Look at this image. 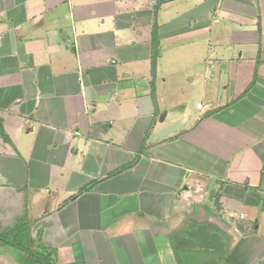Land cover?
I'll list each match as a JSON object with an SVG mask.
<instances>
[{"label": "crops", "instance_id": "obj_1", "mask_svg": "<svg viewBox=\"0 0 264 264\" xmlns=\"http://www.w3.org/2000/svg\"><path fill=\"white\" fill-rule=\"evenodd\" d=\"M0 127L53 264H264V0H0Z\"/></svg>", "mask_w": 264, "mask_h": 264}, {"label": "trees", "instance_id": "obj_2", "mask_svg": "<svg viewBox=\"0 0 264 264\" xmlns=\"http://www.w3.org/2000/svg\"><path fill=\"white\" fill-rule=\"evenodd\" d=\"M156 36H157V27L156 25L153 26V30H152V42H155L156 40ZM0 137L2 138V140L5 142V143H10L9 139L4 135V132L2 131L1 127H0ZM134 163L130 164L128 167H131ZM127 167V168H128ZM96 182H92L90 184H88L87 186L81 188L79 191H78V194L77 195H80L88 190H90L94 185H95ZM219 192L217 193L216 195V198L219 196ZM20 227H18L19 229ZM18 235H15L11 238H7L6 236H0V243L2 244H5V245H8V246H11V247H14L16 249H19V250H22L24 252H26L33 260V263L35 262L36 264H38V258L36 257L35 253L36 252H33L32 251V247H33V244L32 242L30 241V238L28 235V228H23L21 230H18L17 231ZM19 234H23L24 235V238L19 235ZM40 237V236H38ZM23 245V246H22ZM214 246L215 244L212 243V245H208V250H214ZM218 247V246H217ZM224 249V247H222ZM42 252H44L47 256L49 254H53L54 256H56V252H52V251H49L48 249H45L43 248V250H41ZM216 253L213 254V257H215ZM225 255V252L222 251V256ZM217 256V255H216ZM219 255L216 257L218 258Z\"/></svg>", "mask_w": 264, "mask_h": 264}, {"label": "rangeland", "instance_id": "obj_3", "mask_svg": "<svg viewBox=\"0 0 264 264\" xmlns=\"http://www.w3.org/2000/svg\"><path fill=\"white\" fill-rule=\"evenodd\" d=\"M179 54H180V52H179ZM195 102H196V100H194V104H195ZM35 255L38 258V261H39L38 264H53L54 259H55V256L53 254H49L47 256L44 252H42L40 250H38L35 253ZM216 255L217 256L218 255H221L222 256V251H219V249H217ZM207 261H208V264H214V262L211 261V260H209V259H207ZM192 264H195V263H192Z\"/></svg>", "mask_w": 264, "mask_h": 264}, {"label": "built area", "instance_id": "obj_4", "mask_svg": "<svg viewBox=\"0 0 264 264\" xmlns=\"http://www.w3.org/2000/svg\"><path fill=\"white\" fill-rule=\"evenodd\" d=\"M196 108L201 109V103H197Z\"/></svg>", "mask_w": 264, "mask_h": 264}]
</instances>
